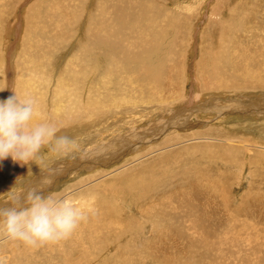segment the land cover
Returning a JSON list of instances; mask_svg holds the SVG:
<instances>
[{
    "label": "rangeland",
    "instance_id": "1",
    "mask_svg": "<svg viewBox=\"0 0 264 264\" xmlns=\"http://www.w3.org/2000/svg\"><path fill=\"white\" fill-rule=\"evenodd\" d=\"M94 1L97 10L92 0H0V100L38 101L32 123L77 145L45 149L37 165L0 161V202L42 188L87 216L58 244L0 239V255L7 264H264V0H146L179 20L173 54L156 59L142 42L115 62L95 52L82 68V36L116 25L129 0ZM148 61L171 71L166 98L152 100L135 80ZM66 69L79 91L53 107ZM80 101L88 107L71 120Z\"/></svg>",
    "mask_w": 264,
    "mask_h": 264
},
{
    "label": "clouds",
    "instance_id": "2",
    "mask_svg": "<svg viewBox=\"0 0 264 264\" xmlns=\"http://www.w3.org/2000/svg\"><path fill=\"white\" fill-rule=\"evenodd\" d=\"M6 87H0V91ZM35 101L20 99L14 93L0 100V161L11 158L21 166L43 162L49 156L74 150L76 141L50 123L33 124ZM11 194L0 202V239L18 241L38 249L67 240L87 219L84 210L65 197L46 195L42 188H30Z\"/></svg>",
    "mask_w": 264,
    "mask_h": 264
},
{
    "label": "bare ground",
    "instance_id": "3",
    "mask_svg": "<svg viewBox=\"0 0 264 264\" xmlns=\"http://www.w3.org/2000/svg\"><path fill=\"white\" fill-rule=\"evenodd\" d=\"M145 1L146 0H142V1L141 0L140 1L139 0H129V1H127L125 6L123 7V9L115 15V18H118L116 25H112L111 27L108 26L109 28L105 27V29L99 33L92 31L90 34H88L89 35L88 39H85L82 36L83 43H81V44L79 43L78 45H80V46H77V49H78V51H84L85 49H87V51H88L85 58L81 59L82 62L84 61V64H82V68L84 66H85L84 68H90L91 58L93 56H95L98 52H102V53L106 54L108 57V61H110L113 59V57L116 54L122 53L123 55H125L124 52L127 49L138 50L142 46V42L144 43L145 46L148 47V48H143V49H147L148 51H153L154 53H156V57H155L156 59L161 58L160 51H163V50H166V53L168 55L173 54L174 50H172V49H173L176 42L174 43V41L171 40V37H172V34L175 35L176 32L178 31L177 23L179 20L174 19L175 17L174 18L170 17L171 13H170V15H168L165 11L162 12L161 9H163V7L161 5L159 6V4L156 1L148 2L147 4H145ZM182 1H190V0H181V2ZM92 2L95 3L94 0H92ZM92 2H89V4H91L90 5L91 8L94 5L95 7H97V8H95V10H97L98 5H96V3L93 4ZM101 3H102V1H101ZM179 5H180V3H177L176 6L178 7ZM244 5H247V4L244 3ZM40 6H38V7H40ZM148 8H149V11H148L147 16L144 18V20H145L144 24L138 30L139 23L143 19L142 13H146ZM179 8H180V6H179ZM29 12H30V10H29ZM29 12L27 10H25L24 14L26 15ZM31 12H34V10H32ZM223 13H225V12H223ZM229 14H231V12ZM39 18L43 19V16H39ZM27 23H31V20L30 21L26 20V24ZM48 23H51L54 28H56V26L58 27V29L60 28V26L56 25L55 23H52V22H48ZM74 24H76V22ZM220 25H222V24H220ZM217 26H219V24H217ZM70 28L71 29L74 28L72 26V24H70ZM168 36L170 38H168ZM130 38H134L136 41L133 42L134 40H131ZM88 40H90V41H88ZM126 42H127V44H126ZM168 42H169V47H167ZM95 52H97V53L95 54ZM79 57H80V54H79ZM114 60L115 59H113V61ZM154 63H155V67L150 68L152 65L151 61L145 62L143 64L144 70L142 69V71H144L145 75L141 74L142 75L141 76V75L135 74L134 77H135V80H137L138 84L139 83L141 84V86L143 87L142 89L146 90L149 97L153 98L152 100H155V99L161 100L163 98H166V96H167L165 94L164 90L167 87V83L171 82V79L168 76L169 75L168 73H170L171 71L169 72V67L166 65L167 63L163 64L161 62H155V61H154ZM110 67H112V66L110 65ZM122 67L124 68L125 66L122 65ZM110 70H111V68H110ZM61 71H63V70H61ZM66 71H67L66 73H69V74H65V73L63 74L62 73L63 76L65 75V78H62L63 76L62 77L58 76L56 78L57 84H60L61 82H63L65 80V82H63V84L66 87H64L63 89H60V85H57L55 87V93L53 94L54 99H53V101L50 100V103H51V105L53 104L52 105L53 107L55 106V104H57V101L61 100L60 96H63V95L67 96L71 93V95H74V97H75L76 93L79 91L78 87L77 88L76 87L69 88V86L71 85V82H73L74 80H77V81H79V80L77 79V77L75 79V77L72 75V72L70 71V69L69 70L66 69ZM114 73H116V72H113V73L110 72L109 77L111 78ZM60 74H61V72L59 73V75ZM74 74H76V72H74ZM81 75L83 77L87 76V75H83V73ZM213 75H215V74H213ZM43 76H44V74H43ZM82 76H79V77H82ZM201 76H203V73ZM83 77H82L83 81L81 79L80 80L84 83L85 79ZM45 78L41 77L40 81H46ZM106 79H107V80H105L106 82L110 81V80H108L107 77H106ZM128 79H131V77L128 76L126 78V80H128ZM203 84H204L203 86H205V87H212L213 86L212 83H210L209 81L206 82L205 80H203ZM21 88H22V90L24 89L23 85L21 86ZM92 90H94L93 87H92ZM154 90H155V94H154ZM46 94L39 93L38 95L46 96ZM35 96L36 95L34 94V97ZM48 96L49 95H47V97ZM50 96H52V95H50ZM147 100H148V98H147ZM37 102L38 101L35 102V106H37V104H36ZM85 102H87V103H85ZM85 102H84L85 103V105H84V103L82 104V102L80 101V110H79L78 114L71 120L78 119L80 117V115L87 109L88 101H85ZM72 104H73V102H72ZM74 104L77 105L78 102H75ZM56 106H58V105H56ZM51 112L53 114L58 115V117H59L61 111L60 110L56 111V110L51 109ZM33 118H35V116H33ZM70 127H67V129H69ZM71 130H73V129H71ZM42 154H45V153L43 152ZM46 157L48 158L49 156L46 155ZM0 251H1V249H0ZM0 264H7L3 255H0Z\"/></svg>",
    "mask_w": 264,
    "mask_h": 264
}]
</instances>
